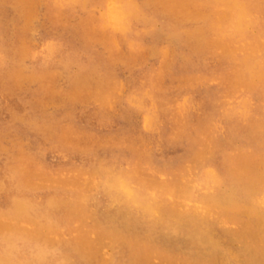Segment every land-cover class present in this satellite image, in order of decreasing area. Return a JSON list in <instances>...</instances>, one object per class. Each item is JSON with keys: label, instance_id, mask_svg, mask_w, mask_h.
I'll return each instance as SVG.
<instances>
[{"label": "rangeland", "instance_id": "obj_1", "mask_svg": "<svg viewBox=\"0 0 264 264\" xmlns=\"http://www.w3.org/2000/svg\"><path fill=\"white\" fill-rule=\"evenodd\" d=\"M61 1L0 0V254L11 253V264H264L263 138L248 137L251 124L264 127V1ZM181 212L197 216L187 236L205 247L161 238L160 224ZM128 215L157 227L129 232ZM259 240V257L248 258Z\"/></svg>", "mask_w": 264, "mask_h": 264}, {"label": "bare ground", "instance_id": "obj_2", "mask_svg": "<svg viewBox=\"0 0 264 264\" xmlns=\"http://www.w3.org/2000/svg\"><path fill=\"white\" fill-rule=\"evenodd\" d=\"M206 1V0H205ZM248 1V0H247ZM247 1H245L246 3H247ZM264 1V0H263ZM58 2V1H57ZM62 3H63V0L61 1ZM251 2V1H250ZM254 2V1H253ZM204 3H207V2H204ZM230 3H232V2H230ZM223 4V3H222ZM221 4V5H222ZM228 4V3H227ZM253 4V3H252ZM59 5V4H58ZM231 5V4H230ZM261 5H262V2H261ZM254 6V5H253ZM215 7V6H214ZM251 7V6H250ZM225 8V7H224ZM255 8V7H254ZM251 9H253V8H251ZM259 10H260V8H259ZM258 11V10H257ZM263 11V10H262ZM264 14V13H263ZM232 16H233V14H232ZM231 17V16H230ZM262 18V17H261ZM264 19V18H263ZM260 22V21H259ZM214 23H216V21L214 22ZM102 24V23H101ZM165 24V23H164ZM228 24V23H227ZM139 27V26H138ZM232 27V26H231ZM254 27V26H253ZM214 28H216V27H214ZM227 28V27H226ZM261 28V27H260ZM219 29V28H218ZM193 30V29H192ZM190 32V31H189ZM188 35V34H187ZM191 35V34H190ZM134 36V35H133ZM193 36V35H192ZM191 36V37H192ZM216 36V35H215ZM221 36V35H220ZM115 37V36H114ZM185 37V36H184ZM187 38H189V36H186ZM212 37H213V35H212ZM219 37V36H218ZM141 38V37H140ZM208 38V37H207ZM206 38V39H207ZM111 39V38H110ZM139 39V38H138ZM209 39V38H208ZM211 39V38H210ZM212 40V39H211ZM123 41V40H122ZM216 42V41H215ZM57 43V42H56ZM111 43V42H110ZM121 43V42H120ZM193 44V43H192ZM112 45V44H111ZM181 45H183V44H181ZM187 45V44H186ZM185 45V46H186ZM191 45V44H190ZM145 46V45H144ZM211 46H212V44H211ZM210 46V47H211ZM111 47V46H110ZM188 47H193V46H188ZM199 48H197V50H198V52H200L201 51V48H200V46H198ZM193 49V48H192ZM188 50V49H187ZM191 49H189V51H190ZM211 50V49H210ZM109 51H111V50H109ZM186 51V50H185ZM212 51V50H211ZM226 51V50H225ZM73 52V51H72ZM72 52H70V53H72ZM210 52V51H209ZM214 52V51H213ZM219 52V51H218ZM73 54V53H72ZM113 54V53H112ZM119 54V53H118ZM193 54V53H192ZM195 54V53H194ZM199 54V53H198ZM36 55V54H35ZM108 55H110V54H108ZM197 55V54H196ZM242 55V54H241ZM211 56V55H210ZM209 56V57H210ZM218 56V55H217ZM71 57V56H70ZM102 57V56H101ZM107 57V56H106ZM198 57V56H197ZM201 57V56H200ZM220 57V56H219ZM230 57V56H229ZM66 58V57H65ZM69 58V57H68ZM71 58H73V57H71ZM114 58V57H113ZM116 58V57H115ZM199 58V57H198ZM207 58V57H206ZM215 58V57H214ZM58 59H60V58H58ZM102 59H103V57H102ZM131 59H132V57H131ZM200 59V58H199ZM210 59V58H209ZM56 60V59H55ZM61 60V59H60ZM71 60V59H70ZM170 60V59H169ZM51 61V60H50ZM72 61H74V60H72ZM79 61V60H78ZM110 61V60H109ZM127 61V60H126ZM185 61V60H184ZM221 61V60H220ZM40 62V61H39ZM54 62V61H53ZM63 62V61H62ZM103 62V61H102ZM188 62V61H187ZM66 63V62H65ZM109 63H111V62H109ZM126 63V62H125ZM62 64V63H61ZM103 64V63H102ZM127 64H129V63H127ZM188 64V63H187ZM204 64V63H203ZM220 64V63H219ZM227 64V63H226ZM231 64H232V62H231ZM183 65V64H182ZM181 65V66H182ZM206 65V64H205ZM235 65H237V64H235ZM60 66V65H59ZM126 66V65H125ZM155 66V65H154ZM157 66V65H156ZM184 66V65H183ZM210 65H208V67H209ZM224 66V65H223ZM222 66V67H223ZM228 66L230 67V65L228 64ZM60 67H64V66H60ZM175 67V66H174ZM177 67H178V65H177ZM225 67V66H224ZM235 67V66H234ZM233 67V68H234ZM113 68V67H112ZM112 68H110L111 69V71L113 72V70H112ZM181 68V67H180ZM185 68H186V66H185ZM184 68V69H185ZM199 68V67H198ZM206 68H207V66H206ZM210 68V67H209ZM236 68V67H235ZM87 69V68H86ZM86 69L85 70H82L83 72L85 71L86 72ZM91 69V68H90ZM151 69H152V67H151ZM214 69V68H213ZM107 70V69H106ZM105 70V71H106ZM131 70V69H130ZM146 70H148V69H146ZM189 70V69H188ZM216 70V69H215ZM219 70V69H218ZM228 70H229V68H228ZM88 71V70H87ZM90 71V70H89ZM110 71V72H111ZM116 71V70H115ZM139 71V70H138ZM152 71V70H151ZM167 71H168V69H167ZM182 71V70H181ZM231 71H232V69H231ZM55 72V71H54ZM84 72V73H85ZM108 72V71H107ZM203 72V71H202ZM206 72V71H205ZM228 72V71H227ZM179 73V72H178ZM226 73V72H225ZM78 74H80L79 72H78ZM102 74V73H101ZM112 74V73H111ZM110 75V74H109ZM133 75V74H132ZM178 75V74H177ZM73 76V75H72ZM104 76H106L105 75V73H104ZM111 76V75H110ZM120 76V75H119ZM128 76H129V74H128ZM139 76H141V74L139 75ZM179 76V75H178ZM245 76V75H244ZM116 77V76H115ZM246 77V76H245ZM71 78V77H70ZM112 78V77H111ZM77 79V78H76ZM75 79V80H76ZM84 79H85V77H84ZM89 79V78H88ZM91 79V78H90ZM92 79H93V77H92ZM102 79H103V77H102ZM113 79V78H112ZM131 79V78H130ZM74 79L73 80H71V81H75ZM78 80V79H77ZM85 80H87V76H86V79ZM111 80V79H110ZM109 80V81H110ZM90 81V80H89ZM108 81V83H110ZM116 81V80H115ZM137 81V80H136ZM245 81V80H244ZM69 82V81H68ZM97 82V81H96ZM95 82V83H96ZM102 82V81H101ZM100 82V83H101ZM105 82H107V81H104V83ZM233 82V81H232ZM71 83V82H70ZM93 83H94V81H93ZM100 83H99V85H100ZM133 83V82H132ZM88 84V83H87ZM103 84V83H102ZM101 84V85H102ZM114 84V83H113ZM136 84V83H135ZM165 84V83H164ZM260 84V83H259ZM89 85V84H88ZM94 85V84H93ZM117 85V84H116ZM115 85V86H116ZM127 85V84H126ZM125 85V86H126ZM214 85H216V84H214ZM254 85H256V84H254ZM113 86V85H112ZM83 87H84V85H83ZM95 87V86H94ZM132 87H133V85H132ZM138 87V86H137ZM209 87V86H208ZM214 87V86H213ZM216 87V86H215ZM253 87V86H252ZM256 87V86H255ZM67 88V87H66ZM89 88V87H88ZM162 88V87H161ZM241 87H239V89H240ZM257 88V87H256ZM68 89H71V88H68ZM73 89V88H72ZM106 89V88H105ZM110 89V88H109ZM220 89V88H219ZM218 89V90H219ZM67 90V89H66ZM79 90V89H78ZM83 91H84V89H82ZM101 90V89H100ZM103 90H104V88H103ZM113 90V89H112ZM241 90V89H240ZM264 90V89H263ZM63 91V90H62ZM73 91H74V89H73ZM105 91V90H104ZM106 91H108V89L106 90ZM126 91H127V89H126ZM130 91V90H129ZM174 91V90H173ZM172 91V92H173ZM176 91V90H175ZM206 91V90H205ZM209 91V90H208ZM75 92V91H74ZM74 92H73V94H74ZM125 92V91H124ZM123 92V93H124ZM198 92V91H197ZM253 92V91H252ZM261 92H264V91H262L261 90ZM52 93V92H51ZM55 93H57V92H55ZM62 93V92H61ZM78 93V92H77ZM96 93V92H95ZM126 93V92H125ZM60 94V93H59ZM84 94V93H83ZM86 94V93H85ZM161 94V93H160ZM173 94V93H172ZM215 94V93H214ZM61 95V94H60ZM71 95V94H70ZM88 95V94H87ZM90 95H92V94H90ZM157 95V94H156ZM164 95V94H163ZM175 95V94H174ZM177 95V94H176ZM262 95V94H261ZM57 96V95H56ZM93 96V95H92ZM105 96V95H104ZM121 96V95H120ZM172 96V95H171ZM170 96V97H171ZM179 96V95H178ZM58 97V96H57ZM85 97H88V96H85ZM159 97V96H158ZM168 97V96H167ZM197 97V96H196ZM202 97V96H201ZM153 98H154V96H153ZM164 98V97H163ZM175 99L174 97H171V99ZM177 98V97H176ZM179 98V97H178ZM254 98V97H253ZM261 98H263V97H261ZM118 99H119V97H118ZM169 99V98H168ZM44 100V99H43ZM42 100V101H43ZM117 100V99H116ZM164 99H162V101H163ZM177 100V99H176ZM175 100V101H176ZM180 100V99H179ZM83 101H87V100H83ZM119 101V100H118ZM162 101H160V102H162ZM81 102V101H80ZM173 102H174V100H173ZM206 102H207V100H206ZM262 102H264V101H262ZM85 103V102H84ZM158 103V102H157ZM167 103H168V101H167ZM204 103V102H203ZM255 103V102H254ZM90 104V103H89ZM113 104V103H112ZM124 104L125 105H127L125 102H124ZM123 104V105H124ZM207 104H208V102H207ZM256 104V103H255ZM91 105V104H90ZM90 105H89V107H90ZM118 105V104H117ZM121 105V104H120ZM163 105V104H162ZM204 106H206L205 104H203ZM158 106V105H157ZM211 106V105H210ZM83 107V106H82ZM116 107V106H115ZM203 107V106H202ZM208 107V106H207ZM255 107V106H254ZM103 108H105V107H103ZM119 108V107H118ZM129 108V107H128ZM127 108V109H128ZM162 108V107H161ZM257 108V107H256ZM115 109H117V108H115ZM158 109V108H157ZM167 109V108H166ZM15 110V109H14ZM75 110H77V109H75ZM79 110V109H78ZM88 110V109H87ZM91 110V109H90ZM107 110V109H106ZM125 110V109H124ZM128 110H130V109H128ZM134 110V109H133ZM200 110H201V108H200ZM205 110V109H204ZM210 110V109H209ZM256 110H258V109H256ZM73 111V110H72ZM86 111V110H85ZM206 111V110H205ZM58 112V111H57ZM69 112H70V110H69ZM99 112V111H98ZM116 112V111H115ZM119 112V111H118ZM161 112H162V110H161ZM164 112V111H163ZM194 112V111H193ZM254 113H255V111H253ZM55 113V112H54ZM75 113V112H74ZM91 113H93V112H91ZM123 113H125L124 111H123ZM129 113V112H128ZM196 113V112H195ZM208 113V112H207ZM66 114V113H65ZM96 114V113H95ZM119 114V113H118ZM118 114H117V116H118ZM166 114V113H165ZM197 114V113H196ZM257 114H259V113H257ZM58 115V114H57ZM71 115V114H70ZM97 115V114H96ZM104 115V114H103ZM195 115V114H194ZM200 115V114H199ZM253 115V114H252ZM48 116V115H47ZM66 116H69L68 114L66 115ZM95 116V115H94ZM122 116V115H121ZM161 116V115H160ZM206 116V115H205ZM204 116V117H205ZM236 115H233L232 116V118H234ZM63 117V116H62ZM70 117H72V116H70ZM92 117V116H91ZM103 117V116H102ZM169 117V116H168ZM197 117V116H196ZM203 117V116H202ZM207 117H208V115H207ZM254 117H255V115H254ZM258 117V116H257ZM45 118V117H44ZM69 118V117H68ZM73 118V117H72ZM161 118V117H160ZM166 118V117H165ZM199 118V117H198ZM197 118V119H198ZM253 118V117H252ZM57 119V118H56ZM61 119V118H60ZM59 119V120H60ZM67 119V118H66ZM78 119V118H77ZM87 119H89V117L87 118ZM114 119V118H113ZM116 119V118H115ZM172 120H173V117L171 118ZM196 119V118H195ZM201 119V118H200ZM42 120V119H41ZM58 120V119H57ZM81 120V119H80ZM90 120H91V118H90ZM111 120V119H110ZM163 120H165L164 118H163ZM232 120V119H231ZM257 120V119H256ZM260 120V119H259ZM43 121V120H42ZM49 121V120H48ZM66 121V120H65ZM92 121V120H91ZM101 121V120H100ZM117 121V120H116ZM115 121V122H116ZM133 121H135V120H133ZM201 121L202 122H204V120H202L201 119ZM249 121H252V120H249ZM50 122H52L51 120H50ZM54 122H55V120H54ZM168 122V121H167ZM173 122V121H172ZM198 122V121H197ZM262 122H264V121H262ZM49 123V122H48ZM78 123V122H77ZM84 123V122H83ZM119 123V122H118ZM127 123V122H126ZM160 123V122H159ZM174 123V122H173ZM253 123V122H252ZM257 123H260V122H257ZM30 124V123H29ZM94 124V123H93ZM128 124V123H127ZM126 124V125H127ZM175 124V123H174ZM197 124V123H196ZM198 124H199V122H198ZM197 124V125H198ZM224 124V123H223ZM231 124V123H230ZM254 124V123H253ZM50 125V124H49ZM81 125V124H80ZM90 125V124H89ZM97 125V124H96ZM125 125V124H124ZM167 126H168V124H166ZM170 125V124H169ZM191 125H193V124H191ZM237 125V124H236ZM262 125V124H261ZM16 126V125H15ZM39 126H41V125H39ZM91 126V125H90ZM95 126V125H94ZM115 126V125H114ZM117 126V125H116ZM138 126V125H137ZM171 126V125H170ZM194 126V125H193ZM233 126H235L234 124H233ZM240 126V125H239ZM238 126V127H239ZM250 126V125H249ZM10 127H12V126H10ZM48 127V126H47ZM47 127H45V128H47ZM50 127V126H49ZM86 127V126H85ZM110 127V126H109ZM124 127V126H123ZM188 127V126H187ZM196 127V126H195ZM197 127H199V126H197ZM63 128V127H62ZM115 128V127H114ZM118 128V127H117ZM137 128V127H136ZM141 128V127H140ZM159 128H160V126H159ZM169 128V127H168ZM234 128V127H233ZM250 129H249V133L248 134H250V135H248V137L250 136V138L251 139H258V138H263L260 142H261V144H262V146H264V127H262V126H258L257 124H255V125H252L251 124V126L249 127ZM9 129V128H8ZM16 129H17V127H16ZM29 129V128H28ZM28 129H27V131H28ZM40 129H42V128H40ZM102 129V128H101ZM121 129V128H120ZM165 129V128H164ZM190 129V128H189ZM193 129V128H192ZM238 129V128H237ZM31 130V129H30ZM34 130V129H33ZM119 130V129H118ZM117 130V131H118ZM194 130H195V128H194ZM197 130V129H196ZM242 130V129H241ZM246 130V129H245ZM10 131H12V130H10ZM43 131V130H42ZM170 131V130H169ZM173 130H171V132H172ZM247 131V130H246ZM107 132V131H106ZM170 132V133H171ZM234 132V131H233ZM243 132V131H242ZM35 133V132H34ZM43 133H44V131H43ZM110 133V132H109ZM199 133V132H198ZM246 133V132H245ZM28 134V133H27ZM36 134H38V133H36ZM40 134V133H39ZM38 134V135H39ZM51 134V133H50ZM53 134V133H52ZM57 134V133H56ZM81 134H82V132H81ZM167 134V133H166ZM225 134V133H224ZM234 134V133H233ZM239 134V133H238ZM59 135V134H58ZM191 135L192 134H190V137H191ZM193 135H195L194 133H193ZM241 135V134H240ZM50 137H52L51 135H49ZM57 136V135H56ZM87 136V135H86ZM93 136V135H92ZM196 136H198V134L196 133ZM235 136V135H234ZM221 137V136H220ZM85 138V137H84ZM192 138V137H191ZM193 138H195V137H193ZM249 138V139H250ZM38 139V138H37ZM76 139H78V138H76ZM197 139V138H196ZM217 139H218V137H217ZM229 139V138H228ZM232 139V138H231ZM237 139H238V137H237ZM253 139V140H254ZM44 140H47V138L46 139H44ZM94 140V139H93ZM219 140V139H218ZM226 140V139H225ZM225 140H224V142H225ZM248 140V139H247ZM34 141V140H33ZM47 141H49V140H47ZM53 141V140H52ZM89 141V140H88ZM87 141V142H88ZM195 141H197V140H195ZM220 141V140H219ZM227 141V140H226ZM230 141V140H229ZM237 141V140H236ZM258 141V140H257ZM31 142V141H30ZM41 142V141H40ZM54 142V141H53ZM217 142V141H216ZM228 142V141H227ZM233 142V141H232ZM231 142V143H232ZM245 142H247V141H245ZM249 142V141H248ZM39 143V142H38ZM52 143V142H51ZM191 143V142H190ZM203 143V142H202ZM219 143V142H218ZM229 143V142H228ZM243 143V142H242ZM45 144V143H44ZM47 144V143H46ZM45 144V145H46ZM226 144V143H225ZM38 145V144H37ZM53 145V144H52ZM67 145V144H66ZM72 145V144H71ZM103 145H104V143H103ZM114 145V144H113ZM138 145V144H137ZM181 145V144H180ZM182 145H184V143H182ZM199 145H201V143L199 144ZM204 145V144H203ZM238 145H240V144H238ZM252 145V144H251ZM51 146V145H50ZM129 146V145H128ZM176 146V145H175ZM188 146V145H187ZM220 146V145H219ZM247 146V145H246ZM249 146V145H248ZM254 146V145H253ZM32 147V146H31ZM35 147V146H34ZM41 147V146H40ZM46 147V146H45ZM54 147H55V145H54ZM88 147V146H87ZM103 147V146H102ZM180 147V146H179ZM205 147H208V146H205ZM222 147V146H221ZM256 147V146H255ZM254 147V148H255ZM258 147V146H257ZM33 148V147H32ZM31 148V149H32ZM70 148V147H69ZM74 148H76V146L74 147ZM77 148H78V146H77ZM85 148V147H84ZM114 148V147H113ZM118 148V147H117ZM129 148V147H128ZM173 148V147H172ZM194 148H195V146H191V149H193L194 150ZM220 148V147H219ZM252 148V147H251ZM253 148V149H254ZM15 149H17V148H15ZM34 149V148H33ZM44 149V148H43ZM48 149H50V147L48 148ZM56 149V148H55ZM82 149V148H81ZM108 149V148H107ZM106 149V150H107ZM116 149V148H115ZM126 149V148H125ZM125 149H123L122 148V150H125ZM181 149V148H180ZM188 149V148H187ZM204 149V148H203ZM207 149V148H206ZM223 149V148H222ZM261 149H262V147H261ZM26 150V149H25ZM41 150V149H40ZM52 150V149H51ZM57 150V149H56ZM61 150V149H60ZM76 150V149H75ZM79 150V149H78ZM101 150V149H100ZM118 150V149H117ZM131 150V149H130ZM175 150V149H174ZM173 150V151H174ZM18 151V150H17ZM37 151V150H36ZM49 151V150H48ZM62 151V150H61ZM99 151V150H98ZM114 151V150H113ZM125 151H127V150H125ZM137 151V150H136ZM172 151V150H171ZM219 151V150H218ZM18 152H20V151H18ZM74 152V151H73ZM80 152V151H79ZM100 152V151H99ZM111 152V151H110ZM117 152V151H116ZM128 152V151H127ZM127 152H125V153H127ZM133 152H135V151H133ZM185 152V151H184ZM183 152V153H184ZM260 152V151H259ZM30 152H28V154H29ZM33 153H35V152H33ZM39 153V152H38ZM81 153V152H80ZM86 153V152H85ZM101 153V152H100ZM99 153V154H100ZM136 153V152H135ZM175 153V152H174ZM178 153V152H177ZM192 153H194L193 151H192ZM253 153V152H252ZM18 154V153H17ZM27 154V155H28ZM68 154H70V153H68ZM74 154V153H73ZM87 154V153H86ZM98 154V153H97ZM128 154H131V153H128ZM137 154V153H136ZM158 154V153H157ZM182 154V153H181ZM195 154H197V153H194L193 155H195ZM31 155V154H30ZM33 155V154H32ZM75 155H77V154H75ZM90 155V154H89ZM110 155V154H109ZM113 155V154H112ZM112 155H110L111 157H112ZM139 155V154H138ZM147 155V154H146ZM176 155V154H175ZM174 155V156H175ZM179 155V154H178ZM214 155V154H213ZM213 155H212V157H213ZM220 155V154H219ZM15 156V155H14ZM18 156H20V155H18ZM34 156H37V155H34ZM49 157H50V155H48ZM69 156V155H68ZM84 156V155H83ZM123 155H121V157H122ZM144 156V155H143ZM142 156V157H143ZM150 156V155H149ZM153 156V155H152ZM159 156V155H158ZM173 156V157H174ZM216 156V155H215ZM17 157V156H16ZM26 157V156H25ZM93 157V156H92ZM145 157V156H144ZM148 157V156H147ZM173 157H172V159H173ZM178 157V156H177ZM186 157V156H185ZM217 157H218V155H217ZM23 158V157H22ZM30 158V157H29ZM56 158H58L57 156H56ZM72 158V156L70 157V159ZM77 158V157H76ZM79 158H80V156H79ZM83 158V157H82ZM85 158V157H84ZM87 158V157H86ZM105 158V157H104ZM110 158V157H109ZM114 158V157H113ZM119 158V157H118ZM132 158V157H131ZM214 158V157H213ZM251 158V157H250ZM93 159V158H92ZM102 159V158H101ZM100 159V160H101ZM108 159V158H107ZM145 159V158H144ZM177 159V158H176ZM50 160V159H49ZM78 160V159H77ZM97 160V159H96ZM104 160V159H103ZM106 160V159H105ZM148 160H149V158H148ZM203 160V159H202ZM209 160H211V159H209ZM214 160V159H213ZM227 160V159H226ZM230 160V159H229ZM234 160H235V158H234ZM65 161V160H64ZM69 161V160H68ZM79 161V160H78ZM110 161V160H109ZM128 161V160H127ZM159 161V160H158ZM173 161H175V160H173ZM236 161V160H235ZM28 162V161H27ZM45 162V161H44ZM58 162V161H57ZM77 162V161H76ZM83 162V161H82ZM141 162V161H140ZM156 162V161H155ZM179 162V161H178ZM211 162V161H210ZM210 162H208V163H210ZM222 162H224V161H222ZM84 163V162H83ZM121 163V162H120ZM119 163V164H120ZM182 163V162H181ZM206 163V162H205ZM229 163V162H228ZM231 163V162H230ZM7 164V163H6ZM24 164V163H23ZM30 164V163H29ZM39 164V163H38ZM55 164H57V163H55ZM92 164V163H91ZM100 164V163H99ZM104 164V163H103ZM123 164V163H122ZM158 164H160V163H158ZM11 165V164H10ZM41 165V164H40ZM45 165V164H44ZM51 165H53V164H51ZM59 165V164H58ZM62 165V164H61ZM69 165V164H68ZM79 165H80V163H79ZM83 164H81V166H82ZM95 165V164H94ZM102 165V164H101ZM124 165V164H123ZM122 165V166H123ZM198 165V164H197ZM27 166H28V164H27ZM49 166V165H48ZM63 166V165H62ZM78 166V165H77ZM76 166V167H77ZM107 166V165H106ZM132 166V165H131ZM135 166V165H134ZM227 166V165H226ZM229 166H230V164H229ZM7 167V166H6ZM6 167H4V168H6ZM9 167V166H8ZM15 167V166H14ZM19 167V166H18ZM17 167V169L19 170V168ZM25 167V166H24ZM86 167H88V166H86ZM104 167V166H103ZM124 167V166H123ZM139 167V166H138ZM141 167V166H140ZM180 167V166H179ZM178 167V168H179ZM223 167H225V166H223ZM23 168V167H22ZM31 168V167H30ZM29 168V169H30ZM36 168V167H35ZM68 168V167H67ZM71 168V167H70ZM75 168V167H74ZM90 168V167H89ZM126 168V167H125ZM124 168V169H125ZM129 168V167H128ZM135 168H137V166L135 167ZM158 168V167H157ZM181 168V167H180ZM179 168V169H180ZM8 169V168H7ZM16 169V168H15ZM100 169V168H99ZM117 169V168H116ZM121 169V168H120ZM131 169V168H130ZM133 169V168H132ZM139 169V168H138ZM178 169V170H179ZM222 169V168H221ZM32 170V169H31ZM33 170H37V169H34L33 168ZM67 170V169H66ZM80 170V169H79ZM88 170V169H87ZM93 170V169H92ZM101 170H102V168H101ZM122 170V169H121ZM127 170H129V169H127ZM7 171V170H6ZM64 171V170H63ZM81 171V170H80ZM84 171V170H83ZM90 171V170H89ZM130 171V170H129ZM137 171V170H136ZM139 171V170H138ZM168 171V170H167ZM4 172V171H3ZM66 172V171H65ZM70 172V171H69ZM96 172H97V170H96ZM99 172H101V171H99ZM99 172H97V173H99ZM123 172H124V170H123ZM128 172V171H127ZM132 172H133V170H132ZM166 172V171H165ZM224 172H225V170H224ZM8 173H10V172H8ZM14 173H15V171H14ZM33 173V172H32ZM218 173V172H217ZM227 173V172H226ZM1 174V173H0ZM6 174H7V172H6ZM24 174V173H23ZM29 174V173H28ZM86 174V173H85ZM103 174V173H102ZM106 174V173H105ZM123 174V173H122ZM140 174H141V171H140ZM170 174H172V173H170ZM14 175V174H13ZM31 175V174H30ZM29 175V176H30ZM88 175V174H87ZM93 175V174H92ZM229 175V174H228ZM4 175H2V177H3ZM9 176V175H8ZM128 176V175H127ZM127 176H125V177H127ZM136 176V175H135ZM137 176H139V175H137ZM136 176V177H137ZM186 176V175H185ZM80 177V176H79ZM82 177V176H81ZM106 177V176H105ZM112 177V176H111ZM124 177V176H123ZM133 177V176H132ZM135 177V178H136ZM179 177V176H178ZM233 177V176H232ZM10 178V177H9ZM24 178H26L25 176H24ZM57 178V182H59V179H58V177H56ZM113 178V177H112ZM18 179H19V177H18ZM22 179V178H21ZM139 179V178H138ZM3 180V179H2ZM10 180V179H9ZM12 180V179H11ZM14 180V179H13ZM22 180H24V179H22ZM30 180V179H29ZM103 181H104V179H102ZM133 180V179H132ZM28 181V180H27ZM66 181V180H65ZM135 181V180H134ZM136 181H137V178H136ZM141 181V180H140ZM144 181H145V179H144ZM232 181V180H231ZM234 181V180H233ZM232 181V182H233ZM0 182H2L1 181V179H0ZM4 182H5V184H6V181L4 180ZM62 182H63V180H62ZM146 182H147V180H146ZM191 182H192V180H191ZM11 183V182H10ZM28 183V182H27ZM32 183V185H33V182H31ZM55 183H56V181H55ZM77 183V182H76ZM82 183V182H81ZM152 183V182H151ZM183 183V182H182ZM193 183V182H192ZM8 184H9V182H8ZM18 184V183H17ZM61 184V183H60ZM65 184V183H64ZM101 184H102V182H101ZM138 184H139V181H138ZM156 184H158V183H156ZM7 185V184H6ZM13 185V184H12ZM22 185V184H21ZM24 185V184H23ZM25 185H27L26 183H25ZM29 185H30V183H29ZM46 185H47V183H46ZM50 185V184H49ZM59 185V184H58ZM57 185V186H58ZM62 185V184H61ZM67 185V184H66ZM79 185V184H78ZM81 185H83V184H81ZM135 185V184H134ZM142 185V184H141ZM149 185H151L150 183L149 184H145V186H147V187H149ZM159 185V184H158ZM161 185V184H160ZM160 185H159V187H160ZM178 185V184H177ZM40 186V185H39ZM42 186H45V184L44 185H42ZM54 186V185H53ZM60 186V185H59ZM74 186V185H73ZM72 186V187H73ZM80 186V185H79ZM145 186H143V187H145ZM185 186V185H184ZM187 186V185H186ZM221 186H223V185H221ZM27 187V186H26ZM33 187V186H32ZM31 187V188H32ZM41 187V186H40ZM39 187V188H40ZM56 187V186H55ZM62 187V186H61ZM60 187V188H61ZM81 187V186H80ZM88 187V186H87ZM86 187V188H87ZM134 187V186H133ZM142 187V188H143ZM146 187V188H147ZM151 187V186H150ZM156 187H157V185H156ZM163 187H165V186H163ZM190 187H191V185H190ZM3 188V187H2ZM13 188V187H12ZM36 188L37 187H35V189L34 190H36ZM58 188V187H57ZM56 188V189H57ZM68 188V187H67ZM66 188V189H67ZM85 188V187H84ZM85 188V189H86ZM92 187H90V189H91ZM158 188V187H157ZM166 188V187H165ZM182 188H184V187H182ZM14 189V188H13ZM17 189V188H16ZM19 189H21L20 187H19ZM41 189H44V187L43 188H41ZM62 189V188H61ZM70 189V188H69ZM74 189H75V187H74ZM73 189V190H74ZM95 189V188H94ZM100 189H102V188H100ZM107 189V188H106ZM154 189H155V187H154ZM160 189H161V187H160ZM170 189V188H169ZM191 189V188H190ZM200 189V188H199ZM204 189V188H203ZM216 189V188H215ZM4 190V189H3ZM72 190V191H73ZM136 190H137V188H136ZM144 190V189H143ZM150 190V189H149ZM167 190V189H166ZM171 190H172V188H171ZM171 190H167V191H171ZM177 190V189H176ZM180 190V189H179ZM184 190H186V189H184ZM210 190V189H209ZM27 191H29V190H27ZM53 191V190H52ZM51 191V192H52ZM56 191V190H55ZM61 191V190H60ZM63 191V190H62ZM78 191V190H77ZM87 191V190H86ZM106 191V190H105ZM105 191H104V193H105ZM153 191V190H152ZM173 191V190H172ZM200 191V190H199ZM6 192V191H5ZM11 192V191H10ZM57 192V191H56ZM139 192V191H138ZM161 192V191H160ZM174 192H175V190H174ZM179 192V191H178ZM187 192V191H186ZM197 192V191H196ZM8 193V192H7ZM6 193V194H7ZM13 193V192H12ZM69 193H71V192H69ZM141 193V192H140ZM183 193V192H182ZM200 193V192H199ZM208 193V192H207ZM24 194V193H23ZM29 194V193H28ZM31 194V193H30ZM39 194V193H38ZM82 194H84V193H82ZM149 194V193H148ZM169 194V193H168ZM174 194V193H173ZM206 194V193H205ZM211 194V193H210ZM27 195V194H26ZM54 195V194H53ZM64 195V194H63ZM70 195V194H69ZM90 195V194H89ZM88 195V196H89ZM95 195V194H94ZM140 195V194H139ZM143 195V194H142ZM158 195H160V194H158ZM176 195H179V194H177L176 193ZM181 195V194H180ZM190 195H191V193H190ZM12 196V195H11ZM14 196V195H13ZM45 196V195H44ZM62 196V195H61ZM92 196V195H91ZM144 196V195H143ZM164 196H166V195H164ZM169 196V195H168ZM173 196H175V195H172L171 197H173ZM184 196V195H183ZM28 197V196H27ZM90 197V196H89ZM167 197V196H166ZM171 197H169V198H171ZM176 197V196H175ZM179 197V196H178ZM185 197V196H184ZM189 197V196H188ZM188 197H186V200H190V198H188ZM196 197V196H195ZM6 198H8L7 196H6ZM31 198H32V196H31ZM35 198V197H34ZM46 198H47V196H46ZM60 198V197H59ZM84 198V197H83ZM83 198H81L82 200H83ZM95 198V197H94ZM149 198V197H148ZM168 198V199H169ZM174 198V197H173ZM188 198V199H187ZM208 198H209V200H211L210 199V197L208 196ZM212 198V197H211ZM214 198H216V197H214ZM5 199V198H4ZM37 199V198H36ZM55 199H57V198H55ZM66 199V198H65ZM146 199V198H145ZM167 199V200H168ZM179 199V198H178ZM181 199H182V197H181ZM196 200H197V198H195ZM199 199H200V197H199ZM213 199V198H212ZM2 200H3V198H2ZM42 200V199H41ZM54 200V199H53ZM71 200V199H70ZM81 200V201H82ZM90 200V199H89ZM174 200V199H173ZM176 200H177V198H176ZM185 200V201H186ZM188 200V201H189ZM248 200V199H247ZM43 201H44V199H43ZM46 201V200H45ZM68 201V200H67ZM84 201V200H83ZM85 201H86V199H85ZM149 201V200H148ZM172 201V200H171ZM182 201V200H181ZM191 201V200H190ZM206 201H208V200H206ZM205 201V202H206ZM218 201V200H217ZM33 202H36V201H33ZM39 202V201H38ZM66 202V201H65ZM158 202H160V201H158ZM175 202V201H174ZM173 202V203H174ZM178 202H179V200H178ZM178 202H175L176 203V206L178 205L177 203ZM187 202V201H186ZM196 202V201H195ZM42 203V202H41ZM43 203H45V202H43ZM52 203H54V202H52ZM78 203H79V201H78ZM76 204V205H79V204ZM84 203V202H83ZM87 203H88V201H87ZM197 203V202H196ZM10 204V203H9ZM55 204H57L58 205V203L56 202ZM95 204H97L96 202H95ZM126 204V203H125ZM128 204V203H127ZM210 204V203H209ZM2 205V204H1ZM44 205V204H43ZM59 205L64 209V210H66V212L67 211H71L72 209H73V207H74V204L73 203H69V204H61V203H59ZM86 205V204H85ZM122 205H124V204H122ZM154 205V204H153ZM186 205H189V203L188 204H186ZM198 205H199V202H198ZM212 205H214V204H212ZM54 206V205H53ZM52 206V207H53ZM98 206H99V202H98ZM117 206V205H116ZM125 206V205H124ZM171 206H173V205H171ZM178 206H180V205H178ZM191 206V205H190ZM194 205H192V208H194L193 207ZM201 206V205H200ZM59 207V206H58ZM212 207V206H211ZM1 208H3L4 209V207H1ZM25 208V207H24ZM55 208H57V207H55ZM82 208V207H81ZM129 208V207H128ZM176 208V207H175ZM178 208V207H177ZM184 208V207H183ZM213 208V207H212ZM211 208V209H212ZM54 209V208H53ZM79 209V208H78ZM78 209L76 210V211H78ZM83 209V208H82ZM97 209H99V208H97ZM126 209H127V207H126ZM173 209H174V207H173ZM179 209V208H178ZM191 209V208H190ZM55 210V209H54ZM114 210V209H113ZM112 210V211H113ZM160 210V209H159ZM187 210V209H186ZM186 210H185V212H186ZM192 210V209H191ZM213 210V209H212ZM60 211V210H59ZM130 211H131V209H130ZM161 211V210H160ZM179 211V210H178ZM190 211V210H189ZM194 211V210H193ZM88 212V211H87ZM96 211H94V213H95ZM168 213H169V211H167ZM166 212V213H167ZM176 213H177V211H175ZM198 212V211H197ZM54 213V212H53ZM74 213H75V211H74ZM77 213V212H76ZM79 213H80V211H79ZM110 213V212H109ZM127 213H128V210H127ZM127 213H125V214H127ZM135 213V212H134ZM162 213V212H161ZM175 213V214H176ZM202 213V212H201ZM210 213V212H209ZM67 214V213H66ZM81 214V213H80ZM103 214V213H102ZM195 214H197L196 213V211H195ZM195 214H191V213H183V212H181L180 213V215H178L175 219H173V220H171L170 222H163V224H160L161 226H162V228H163V231L161 232V238H163V240H165V241H167L168 243H169V245H176V244H179V243H181V242H183L184 240H187L188 239V242L189 243H191V244H193L194 242L195 243H197V245L198 244H200L202 241H199V240H197V239H199V238H196V237H193V236H187V231L189 230V229H187V228H185L186 226H187V224L188 225H191V226H195V224H197L196 223V221H197V216L195 215ZM214 213H212V215H213ZM53 215V214H52ZM76 215V214H75ZM94 215V214H93ZM96 215V214H95ZM59 216H62V214L61 215H59ZM65 216V215H64ZM85 216L86 215H84L83 217L85 218ZM123 218L124 217V215H123V210L122 211H120V210H118V213H115V217L113 216L110 220H109V225L110 226H112L113 227V229H119V226H120V222H121V220H120V218L121 217ZM199 216L201 217V215H200V213H199ZM68 217V216H67ZM166 217V216H165ZM199 217V218H200ZM204 217H205V215H204ZM72 218V217H71ZM93 218V217H92ZM91 218V219H92ZM105 218V217H104ZM140 218L142 219V217H139V218H137V217H134V216H129L128 215V217H125V219L124 220H126L127 222H128V224L130 225L129 227H127V228H125V229H127L129 232L130 231H135V229H138V230H140V226L143 228V230H148V231H151V230H153V229H155V227H157V222L156 223H154V222H152L151 224L150 223H148L146 220H144V221H141L140 220ZM90 219V218H89ZM91 219H90V221H91ZM213 219H214V217H213ZM212 219V220H213ZM218 219V218H217ZM95 220V219H94ZM165 220V219H164ZM60 221V220H59ZM67 221V220H66ZM92 221H93V219H92ZM96 221V220H95ZM140 221H141V223H140ZM155 221V220H154ZM163 221V220H162ZM169 221V220H168ZM216 221V220H215ZM219 221V220H218ZM69 222H70V220H69ZM77 222H78V220H77ZM86 222H87V220H86ZM159 222V221H158ZM201 222V221H200ZM207 222V221H206ZM59 223V222H58ZM66 223V222H65ZM68 223V222H67ZM79 223V222H78ZM77 223V224H78ZM208 223V222H207ZM64 224V223H63ZM62 224V225H63ZM74 224H75V222H74ZM85 224H88V222L87 223H85ZM127 224V225H128ZM218 224V223H217ZM221 224V223H220ZM53 225V224H52ZM66 226H67V224H65ZM81 225V224H80ZM159 225V226H160ZM203 225V224H202ZM77 226V225H76ZM96 226V225H95ZM247 226V225H246ZM61 227V226H60ZM89 227V226H88ZM65 228V227H64ZM82 228H83V226H82ZM82 228H80V229H82ZM90 228V227H89ZM79 229V228H78ZM79 229V230H80ZM209 229H211V228H209ZM220 229V228H219ZM249 229V228H248ZM253 229V228H252ZM257 229V228H256ZM73 230H74V228H73ZM208 230V229H207ZM70 231V230H69ZM142 231V230H141ZM156 231V230H155ZM218 231V230H217ZM222 231V230H221ZM220 231V232H221ZM224 231V230H223ZM72 232H75V231H72ZM71 232V233H72ZM206 231H204V233H205ZM219 231H218V234L220 233ZM79 233H81V232H79ZM83 233V232H82ZM134 233V232H133ZM141 233V232H140ZM150 233V232H149ZM97 234V233H96ZM132 234V233H131ZM203 234V233H202ZM76 235H78V234H76ZM142 235V234H141ZM189 235V234H188ZM204 235V234H203ZM227 235V234H226ZM81 236H84V235H81ZM81 236H77V238L79 237H81ZM144 236V235H143ZM158 236V235H157ZM185 236H187V237H185ZM76 237V236H75ZM151 237V236H150ZM160 236H158V238H159ZM227 237V236H226ZM77 238H76V240H77ZM78 238V239H79ZM82 238H84V237H82ZM86 238H87V236H86ZM208 238V237H207ZM206 238V239H207ZM87 239H89V238H87ZM151 239V238H150ZM228 239V238H227ZM71 240V239H70ZM72 240H73V238H72ZM80 240V239H79ZM83 240V239H82ZM98 240V239H97ZM162 240V239H161ZM211 240V239H210ZM222 240V239H221ZM85 241V240H84ZM95 241V240H94ZM122 241V240H121ZM160 241V240H159ZM213 241V240H212ZM217 241H218V239H217ZM224 241V240H223ZM75 242V241H74ZM77 242V241H76ZM86 242V245H87V241H85ZM78 243V242H77ZM92 244H93V242H91ZM123 243V242H122ZM194 243V244H195ZM206 243H207V241H206ZM211 243V242H210ZM64 244V243H63ZM80 244V243H79ZM124 244H127V242H124ZM193 244V245H194ZM208 244H209V239H208ZM214 244V243H213ZM217 244V243H216ZM229 244V243H228ZM260 244H261V241L259 240V242H257V243H255L254 245H251L250 247H249V249H248V251H247V255H248V258H258L259 256V254H260ZM81 245V244H80ZM84 245V244H83ZM88 245H91V244H88ZM87 245V246H88ZM119 245V244H118ZM181 245V244H180ZM183 245V244H182ZM186 245H188V244H186ZM223 245V244H222ZM85 246V245H84ZM83 246V247H84ZM86 246V247H87ZM95 246V245H94ZM93 246V247H94ZM121 246H123V245H121ZM143 246V245H142ZM200 247H205V243H201L200 245H199ZM211 246H213L212 244H211ZM225 246V245H224ZM231 246V245H230ZM80 247V246H79ZM82 247V246H81ZM92 247V246H91ZM120 246H118V248H119ZM124 247V246H123ZM128 247V246H127ZM176 247V246H175ZM183 247V246H182ZM218 247V246H217ZM219 247H221V246H219ZM227 247V246H226ZM226 247H224V248H226ZM64 248V247H63ZM89 248V247H88ZM97 248V247H96ZM195 248V247H194ZM209 248V247H208ZM85 249V248H84ZM95 249V248H94ZM98 249V248H97ZM3 250V249H2ZM62 250V249H61ZM64 250V249H63ZM71 250V249H70ZM78 250H79V248H78ZM137 250V249H136ZM147 250V249H146ZM199 250V249H198ZM215 250H216V248H215ZM221 250V248L219 249V251ZM223 250V249H222ZM31 251H33V249H31ZM75 251H77V250H75ZM74 251V252H75ZM72 252V251H71ZM78 252H80V251H78ZM85 252V251H84ZM84 252H82V254L84 253ZM88 252V251H87ZM95 252V251H94ZM121 252V251H120ZM147 252V251H146ZM161 252V251H160ZM218 252V251H217ZM224 252V251H223ZM226 252V251H225ZM73 253V252H72ZM81 253V252H80ZM86 253V252H85ZM89 253V252H88ZM118 253V252H117ZM122 253V252H121ZM92 254V253H91ZM90 254V255H91ZM134 255H135V253H133ZM157 254H159V253H157ZM165 254V253H164ZM59 255V254H58ZM95 255H96V253H95ZM197 255V254H196ZM218 255H220V254H218ZM247 255H245V256H247ZM21 255H19V257H20ZM40 256H41V253H40ZM40 256H38V257H40ZM62 256V255H61ZM37 257V258H38ZM45 257V256H44ZM58 257V256H57ZM75 257H77L76 255H75ZM85 257V256H84ZM88 257H89V255H88ZM95 257V256H94ZM124 257V256H123ZM126 257V256H125ZM31 258H33V257H31ZM43 258V257H42ZM61 258V257H60ZM73 258V257H72ZM97 258V257H96ZM130 258H131V256H130ZM153 258V257H152ZM211 258V257H210ZM11 259H12V255H11V253H9V252H4V253H2V254H0V264H5V263H9V264H11V263H13V262H11ZM20 259H22L21 257H20ZM55 259V258H54ZM57 259H59V258H57ZM56 259V260H57ZM71 259V258H70ZM77 259V258H76ZM138 259V258H137ZM18 260V259H17ZM33 260V259H32ZM31 260V261H32ZM35 260V259H34ZM33 260V261H34ZM90 260V259H89ZM88 260V261H89ZM117 260V259H116ZM132 260V259H131ZM43 261V260H42ZM67 261H68V258H67ZM83 261V260H82ZM97 261V260H96ZM100 261V260H99ZM138 261V260H137ZM144 261V260H143ZM22 262H24V260L22 261ZM27 262H30V261H27ZM37 262H39V259H36V262H35V264H38ZM45 262V261H44ZM63 262H64V260H63ZM62 262V263H63ZM80 262V261H79ZM78 262V263H79ZM118 262V261H117ZM120 262V261H119ZM133 262V261H132ZM146 263H148L147 261H145ZM243 262V261H242ZM26 263V262H25ZM24 263V264H25ZM40 263V262H39ZM55 263V262H54ZM62 263H60V264H62ZM87 263H90V262H87ZM244 263V262H243ZM21 264V263H20ZM33 264V263H32ZM41 264H43V263H41ZM44 264H46V263H44ZM94 264H96V263H94Z\"/></svg>", "mask_w": 264, "mask_h": 264}]
</instances>
